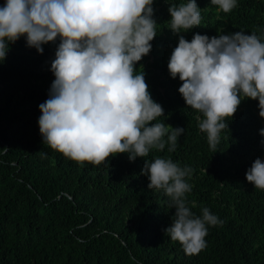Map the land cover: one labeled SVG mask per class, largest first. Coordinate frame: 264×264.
Listing matches in <instances>:
<instances>
[{"label":"trees","instance_id":"16d2710c","mask_svg":"<svg viewBox=\"0 0 264 264\" xmlns=\"http://www.w3.org/2000/svg\"><path fill=\"white\" fill-rule=\"evenodd\" d=\"M187 2L153 0L157 35L135 65L164 109L150 123L184 133L175 151L166 143L134 161L118 153L99 165L78 163L44 143L39 105L55 80L51 63L60 37L43 44L42 53L26 36L8 42L0 60V264H264V190L246 179L255 159L264 162L258 100L241 99L213 153L199 128L202 113L186 105L178 90L183 82L168 69L179 36L190 42L196 33L211 38L244 31L264 42V0H237L229 13L211 0H196L200 25L174 34L168 9ZM155 158L191 167L187 206L196 216L207 207L223 221L207 226L199 254L187 255L166 233L175 209L163 190L148 187L142 172L145 159Z\"/></svg>","mask_w":264,"mask_h":264},{"label":"clouds","instance_id":"9594fccd","mask_svg":"<svg viewBox=\"0 0 264 264\" xmlns=\"http://www.w3.org/2000/svg\"><path fill=\"white\" fill-rule=\"evenodd\" d=\"M211 3L229 13L237 0ZM152 4L153 0H6L0 7V60L6 57L8 42L21 36L40 53L43 44L60 37L51 63L55 80L49 98L39 105L40 133L51 149L94 165L118 153H128L130 161L145 158L166 143L169 152L175 151L184 128L150 123L163 116L164 109L152 99L144 73L135 74L136 63L150 52V41L157 35ZM168 10L174 34L201 23L196 0L171 4ZM168 69L172 78L179 76L183 82L178 90L186 105L202 113L199 128L213 153L222 130L228 128L226 118L233 117L242 98L258 100L264 117V42L255 33L211 38L196 33L190 42L179 36ZM260 134L264 136V128ZM142 172L148 176V187L163 190L175 209L166 233L187 255L199 254L206 247L207 226L223 221L207 207L196 216L187 206L185 194L192 186L186 177L193 169L155 158L145 159ZM246 179L264 190L261 159L252 163Z\"/></svg>","mask_w":264,"mask_h":264}]
</instances>
